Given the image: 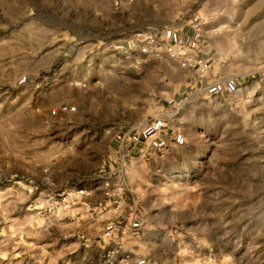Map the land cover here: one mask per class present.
<instances>
[{"label":"rangeland","instance_id":"1","mask_svg":"<svg viewBox=\"0 0 264 264\" xmlns=\"http://www.w3.org/2000/svg\"><path fill=\"white\" fill-rule=\"evenodd\" d=\"M196 17L206 73L115 57ZM91 186L90 219L50 211L48 193ZM117 245L130 264H264V0H0V264H104Z\"/></svg>","mask_w":264,"mask_h":264},{"label":"built area","instance_id":"2","mask_svg":"<svg viewBox=\"0 0 264 264\" xmlns=\"http://www.w3.org/2000/svg\"><path fill=\"white\" fill-rule=\"evenodd\" d=\"M193 28L197 32H201L204 23L199 21L196 17L193 19ZM131 48L137 50L141 55L148 58L162 60L169 58L171 60L180 61L184 67L186 66H199L200 70L204 73L210 69L209 62L200 57L192 55V47L182 41L175 43H165L161 41L157 35L150 29L142 30L134 35V38L130 41ZM83 88H87V85H82ZM121 167L126 168L124 162ZM103 186V193L106 200L108 199L112 203V209L115 212L124 210L122 205V199L124 196V190L115 188L111 182V177L99 176ZM94 197V190L89 187H67L58 192L48 193L47 202L52 213L62 212L67 215L71 214L75 208L79 206L89 207V212H97V208L90 207V198ZM118 198H120L118 200ZM107 202V201H106ZM104 204V203H103ZM101 208H104L102 205ZM115 234V229L109 228L106 233V238H112ZM122 246L117 245L115 248L108 249L104 256V264H130L129 255L121 253Z\"/></svg>","mask_w":264,"mask_h":264},{"label":"crops","instance_id":"3","mask_svg":"<svg viewBox=\"0 0 264 264\" xmlns=\"http://www.w3.org/2000/svg\"><path fill=\"white\" fill-rule=\"evenodd\" d=\"M157 37L165 42L166 44L167 43H175V42H179V41H182L186 44H189V45H192L195 47V50L192 51V54L194 56H197V57H202L204 58L202 55H201V33L195 31V30H190V29H187L185 31H182V32H176L174 34V38H170V36L167 35V33H165L164 31H158V32H154ZM112 50L110 49V45L105 49V53H110ZM113 52V51H112ZM115 53V57L118 58V61L121 62L122 64H129L130 65V68L134 67L135 64L136 65H149L151 63H170L171 60L169 59H162V60H156V59H152V58H148L144 55H141L137 50H134L131 48V44L130 42L125 44L123 47H119L117 48V50L114 52ZM135 58H137L135 60ZM135 63V64H134ZM186 77V80H185V83L186 84H193L195 86H204L205 83H206V79L204 80H201L199 78L195 76L193 77H188V76H185ZM163 97H157V99H160L162 100ZM147 131V129L145 130H141V131H131L130 134L126 135L123 139V141L121 142L120 144V166L126 161L129 160V158H131L132 154L136 153L141 147L142 145L145 144V141H147L145 138V132ZM148 142V141H147ZM139 152L141 153H145L144 150H140ZM114 155V153H113ZM113 160V159H111ZM90 188H92L94 190V197L90 198L89 202H90V207L91 208H97V209H101L103 203L105 202L103 199L99 202L96 197H95V194L97 193V187L96 186H91ZM101 193L103 194L104 196V193H103V190L100 189ZM101 194V195H102ZM87 208L89 207H86V206H79L77 207L76 209H81V212L78 211V212H75V210L71 213V215H65V218L68 216V217H71L72 219L76 218L78 220H83L85 221L86 219H90L89 217L94 214H97V212H94V213H90ZM108 209V212L107 214H113L115 213L113 211L112 208H107ZM123 212V211H122ZM87 216V217H85ZM94 220V219H93ZM92 221V220H91ZM97 222V220H94V222ZM115 225V223H112ZM112 224H107V225H104V227L106 228L107 226L109 225H112ZM103 228V229H105ZM101 237V234H97V239L99 238L100 239ZM102 238V237H101ZM102 240H100L98 243H102L101 242Z\"/></svg>","mask_w":264,"mask_h":264}]
</instances>
